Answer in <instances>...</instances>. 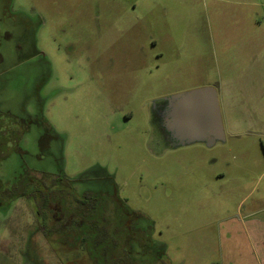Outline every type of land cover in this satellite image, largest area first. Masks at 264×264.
Wrapping results in <instances>:
<instances>
[{
	"label": "rangeland",
	"instance_id": "1",
	"mask_svg": "<svg viewBox=\"0 0 264 264\" xmlns=\"http://www.w3.org/2000/svg\"><path fill=\"white\" fill-rule=\"evenodd\" d=\"M255 34L264 0H0V264H114L90 254L92 224L37 220L3 195L61 168L75 193L106 203L117 185L141 215L119 235L121 264H217L221 222L264 212L263 142L225 123L214 147L169 148L152 106L207 85L229 94Z\"/></svg>",
	"mask_w": 264,
	"mask_h": 264
},
{
	"label": "crops",
	"instance_id": "2",
	"mask_svg": "<svg viewBox=\"0 0 264 264\" xmlns=\"http://www.w3.org/2000/svg\"><path fill=\"white\" fill-rule=\"evenodd\" d=\"M255 38H262L260 50L238 56L239 60H249L244 65L239 61L231 70L229 94L219 92L224 121L231 133L261 138L264 147V37L255 34ZM221 223L217 264H264L263 211L252 210Z\"/></svg>",
	"mask_w": 264,
	"mask_h": 264
},
{
	"label": "trees",
	"instance_id": "3",
	"mask_svg": "<svg viewBox=\"0 0 264 264\" xmlns=\"http://www.w3.org/2000/svg\"><path fill=\"white\" fill-rule=\"evenodd\" d=\"M60 176L47 178H34L28 181V178L19 179L13 185H10V189L6 188L4 194L10 196V199L15 200L16 198H25L33 205H31L36 213V219L51 218L52 221L60 222L59 225H68L72 223V228L75 225H79L86 222L89 225H93L95 228L94 235L92 236L93 246L100 249L90 251L91 255L103 254V256L113 255V263L121 264L123 260L121 256H118L114 250L117 249V245L121 243V236H119L118 230L109 231L110 227L118 229L120 226L119 215L115 218L104 219V213L102 211L108 210L107 204L105 202L99 201L98 195L96 193L87 192L81 197L74 196L72 192V182L66 178V172L61 168ZM38 182V183H37ZM32 186V188H31ZM31 188V189H30ZM29 203V204H30ZM116 210L123 212L127 219V226H130V221H133V217L136 218L139 215L136 211L132 210L122 199H117ZM58 205L60 211H56L52 206ZM113 211V209H111ZM116 219L117 221L113 220ZM111 220V221H109ZM44 225L38 227L40 234L44 235ZM72 230L69 228L67 230ZM74 230V229H73ZM114 232V233H113ZM44 233V234H43ZM82 233V242L87 239L86 232ZM67 236H71L70 232L65 233ZM45 236V235H44ZM69 236V237H70ZM90 239V236L88 237ZM87 239V240H88ZM66 242L69 241L68 237H65ZM85 243V242H84ZM84 247V244H82ZM81 246V247H82ZM120 246V245H119ZM113 251V252H111ZM95 253V254H93ZM96 259V256H94Z\"/></svg>",
	"mask_w": 264,
	"mask_h": 264
},
{
	"label": "water",
	"instance_id": "4",
	"mask_svg": "<svg viewBox=\"0 0 264 264\" xmlns=\"http://www.w3.org/2000/svg\"><path fill=\"white\" fill-rule=\"evenodd\" d=\"M163 103L153 115L169 148L202 143L214 147L226 141V129L217 87L207 85L172 94L153 103V109Z\"/></svg>",
	"mask_w": 264,
	"mask_h": 264
},
{
	"label": "flooded vegetation",
	"instance_id": "5",
	"mask_svg": "<svg viewBox=\"0 0 264 264\" xmlns=\"http://www.w3.org/2000/svg\"><path fill=\"white\" fill-rule=\"evenodd\" d=\"M218 89V88H217ZM219 91V90H218ZM219 96H220V92H219ZM220 100H221V97H220ZM158 104L156 105V107L153 109V106H152V113H153V115H156L157 113H159V110L161 109V105L163 106V103H161V102H157ZM75 190H76V188H75V186H73V188H72V192L75 194L74 196H77V197H81V196H83L85 193H87V192H84L83 194H77V193H75ZM88 192H92V191H88ZM92 193H95V192H92ZM97 194V193H96ZM99 198V197H98ZM118 198H120V199H122L121 198V196H120V194H119V191H118V189H117V185H116V190H115V192H114V194H113V200H110L109 202H106V204H107V209L108 210H110V212H106L105 214H104V219H106V218H108V219H110V218H113V217H117L118 215H120L119 213H121V211L119 210H116L117 209V206H119L118 204H117V199ZM101 200V199H100ZM123 200V199H122ZM124 202V201H123ZM125 203V202H124ZM109 206V207H108ZM111 209H113V211H111ZM123 213V212H122ZM109 215H113V217L112 216H109ZM115 215V216H114ZM134 218V217H133ZM119 219H120V221L122 220V223L120 224V226L118 227V229H116V228H112V227H110L109 228V231H114V230H118V234L119 235H121V234H123L124 233V231H123V229H125V228H131V225H132V223L131 222H133V221H130L129 223H130V226H127L126 225V223H127V220H126V217H123V219H122V217L121 216H119ZM123 220H124V222H123ZM122 232V233H121Z\"/></svg>",
	"mask_w": 264,
	"mask_h": 264
}]
</instances>
